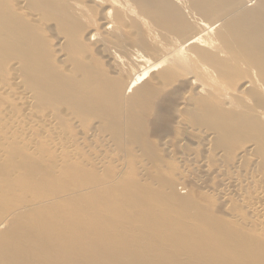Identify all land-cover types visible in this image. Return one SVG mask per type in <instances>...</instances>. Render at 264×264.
I'll return each instance as SVG.
<instances>
[{
    "label": "bare ground",
    "instance_id": "1",
    "mask_svg": "<svg viewBox=\"0 0 264 264\" xmlns=\"http://www.w3.org/2000/svg\"><path fill=\"white\" fill-rule=\"evenodd\" d=\"M249 7H247V5L239 2V0H0V56L2 57V59L4 57V60H5V58L7 59V57L9 59L10 52L15 53L17 56V58H14L13 56H11V57H13V59H10V60H13L14 62H13V64L10 65V68L12 70L10 69L8 71H14L13 69H15V68L21 70V71L19 70L21 73V76H17V74L13 73L12 78H13L14 84L16 86V91H17V92L15 91L16 98L18 100H20V102H22V104L25 105V109H24L25 112H28L31 110L30 103L33 102V105H34V103L36 105L38 102H40V100L42 102V99H43V101H44V99H46L49 103L46 100H45V102H47V104H50V107H51L49 109L51 111V112H49L50 115L47 114V115H49V117L52 114H61L62 118H60V119L61 120L63 119V121L66 120L68 124L72 123L71 121H73L72 120L73 117L75 118V120L78 119V121H77L78 123L79 122L81 123V121H80L81 117L83 118L86 116L91 118V119L94 118L95 119L94 121H97L99 119L100 121H98V122L104 123L105 126L108 125V127H109V124H111V126L113 128V132L114 131L115 132L113 133L112 128L110 129V127H109L110 136H109V134H107V135L109 136V138L111 137L110 140L112 139L111 135H113V136L118 135V137L120 136L119 139H120L121 143L119 142V139L114 138L115 139V145L118 142L120 145V144H122L121 138L123 136L120 135L121 129L119 128L120 127L119 123H121L124 119H126V117H128V113L130 115H133L135 110L137 108H140L142 106L141 104L144 103L145 101H147V98H149L148 97L149 95H152L154 97V92L151 94V91H150L151 88H154L153 87L154 85L152 86L153 83L149 84L150 81L148 80L149 81L148 82L149 89H148L147 83H146L147 87L143 83H145L147 81V80L145 81V79L147 78V76L151 75V73H150L151 71H154L157 68L159 69L158 64L162 65V63L164 64L165 62L172 63L171 64L172 67H170V65L168 66L166 63V65L168 67L165 66V69H166V72L168 69V72H167L168 74L166 72L162 73V71H161L162 75L160 77V80L161 79L164 80V82L162 81L161 84L162 83L165 84V87L167 88L165 81L169 80L171 77L170 83L167 82V84H168V87H169V84L172 86V77H173V79L177 80L176 75L181 76V73L183 71V69H182V71H179V69H181V68L176 66L175 63L180 62V64H181V63L189 61V59H190V63H192V68H193V66H195V65H193V63L196 64L194 71L197 70V72L195 74H192V76L189 77L188 82H190L192 85L194 84L196 86L198 93L201 94V97H198V98H200L202 100V104H203L204 99H205L204 101L205 102L207 101V104H208V100H210L212 97H214L212 90L215 92L217 90L216 86L218 84L216 85V83H220L222 85L221 79L223 78L222 81H224L225 73L227 72L226 66L228 65V62L226 63V61H227V59L229 60V58L225 59L224 57L229 56L230 62H234L233 64H235V65L232 64V66H231L232 69L234 67H236V65L238 63H240V65H242L243 64L242 62L245 61L244 63H246V65L248 66V67H246V70L248 68L247 73L250 72V76L247 79H245L244 77L242 79L241 78L242 76L240 77V75H242L241 72L244 69H242V67H241V69H242V71H241L240 66H239V72H238L239 78L237 76H236L237 78H235L237 80L238 79L240 80V78L242 79L243 83L240 82L242 84H241V86H239V90H233V88H232L233 91L228 90V88L231 87L232 83L229 85V83H228L229 81L227 80V76H226L224 84L226 83V85H228L229 87H226V85H225L224 89H222V91H220L221 92L220 97L216 93V95H217L216 98L217 97L219 99L222 98L223 103H225L226 108H227V106H228V108H229V106L231 107L228 109L229 112H230V110L233 109V111H231L232 114H231V112L229 114L227 112V110H224L225 107H223L224 109L223 108L221 109L222 104H223L221 102V103H219V104H221V106H220L221 111L226 112V114H229L231 116L235 113L234 112L235 107L237 108L236 110H241L242 108H244L245 103H249V102L251 103V100H253L255 97L258 99V96L256 95L259 93L258 90L263 91L262 94L264 95V0H257V4L254 8L249 9ZM182 8L186 9V11L188 10V13L190 16L189 19L192 18V20H191L192 22L189 20L187 22V20H185L187 18H186V15L183 14V12L186 13V11H183ZM95 11H97V13ZM95 15L97 18L95 17ZM187 16H188V14H187ZM93 17H95L93 25L87 29V27H89V26L86 27L85 24L89 19H93ZM84 27H85V29H84ZM43 36L48 37L49 43L47 42V40H45V39L43 40ZM95 38L97 39L95 45L99 49H101V51L105 54V57L114 65L113 66L114 68H112V70L115 69L114 71L119 74V75H117L119 77H116V78L110 77L108 75L109 73L105 69H100V67H97V66L95 67L94 64L91 66L90 65L91 62L89 63L86 59L87 57L85 58L87 52L90 53V51L85 50V48H86L85 47L86 45H84L85 39L87 41H90V40H93ZM45 42H47V43L45 44ZM48 44H49V46L46 47V45H48ZM86 44H87V42H86ZM88 45L89 44H87V46ZM89 49H90V47H89ZM94 49H95V47H94ZM85 51H86V54H85ZM102 52H101V54H102ZM153 53L155 54L154 58L157 61L155 60V61H153L154 64H151L150 59H151V56L153 55ZM88 57H89V55H88ZM96 57H99V56H96ZM102 57H103V55H102ZM8 59L5 61L7 62ZM222 59H225V62ZM108 60H107V62H108ZM240 60H243V61L240 62ZM91 61H93V60H91ZM3 62L1 61V64L3 65V68L4 67L5 68L3 69L0 66V69L5 70V72H6V70H7L6 64H3ZM155 62H157V63H155ZM103 63H104V60L102 62V65H103ZM7 64H8V62H7ZM174 65H175V67H178L176 69L179 71V72H176L177 71L176 70L175 71L176 74H174V72H172L175 70ZM238 65H237V68H238ZM185 66H186V64H185ZM243 67H245V64L243 65ZM163 68L164 67H162L161 69H163ZM169 68L171 69L172 76L169 72L170 71ZM189 68H191V67H189ZM158 69L156 71L157 73H158ZM227 69H229V67ZM191 71L194 73V71L191 69H190L189 73H192ZM229 71H230V69L228 70V73H229ZM237 71L238 70H236L235 72H237ZM0 72L2 74H4V72H2V71H0ZM184 72H185V70L183 71V73ZM159 73H160V71H159ZM165 73L169 77L167 76V78H166V76H164ZM228 73H226V74H228ZM238 73H237V75H238ZM231 74L232 75L235 74L234 69H233V71L231 70ZM243 74L248 75L245 73V71H243ZM152 75H153V72H152ZM159 76H160V74H159ZM183 76H185V75L183 74ZM156 77H157V74L154 78L155 79V81H154L155 86L157 83L159 84V81L158 82L156 81ZM162 77H164V78H162ZM149 78L151 79V77H149ZM165 78L167 80H165ZM179 79H181V78H179ZM183 79H185V78L183 77ZM152 80H153V78H152ZM230 80H232V78H230ZM243 80H245V81H243ZM23 81H24V83H26V81L27 82L29 81L30 86L29 85L26 86L28 89L26 87L24 89H23V87L22 88L20 87V82L22 83ZM181 81H180V84L182 83ZM173 82H174V80H173ZM237 82H239V81H237ZM234 83H236V80ZM21 85L24 86L23 83ZM183 85H185V84L184 83L181 84L182 92H183V90L185 91V89H183V88H187V87H183ZM187 85H189V83ZM192 85H190V87L194 88V86H192ZM233 85H232V87H233ZM236 85H238V84L236 83ZM160 86L158 89L160 90V88H162V91L160 90L159 92H163L164 88L160 87ZM176 86H178V85H176ZM179 86H178V88H179ZM181 86H180V88H181ZM29 87H31V88H29ZM219 87L222 88L221 86H219ZM219 87H218V89H220ZM8 88H9V86H8ZM175 88H177V87H175ZM178 88H177V90H178ZM0 89H2L1 85H0ZM4 89H6V87ZM4 89H2V90H4ZM13 89H15V88H13ZM25 89H27V90H25ZM158 89H156V93H157ZM2 90H0V91H2ZM192 90L193 89H191V91ZM197 91H195V92H197ZM159 92H158V94H159ZM10 93L11 92H9V94ZM156 93H155V95H156ZM177 93H178V91H177ZM187 94H188L187 97H189L191 99L190 95L192 94V92L187 93ZM159 95H158V98H159ZM202 95H204L203 96L204 98H202ZM234 95L238 98L240 95L241 103H244V104L242 105L241 103H238V105H237L236 101L234 99L235 98ZM263 95H261V96L264 98ZM194 96H195V93H194ZM261 96H260V98H261ZM4 97H5V95H4ZM156 97H157V95H156ZM156 97H155V99H157ZM183 98H185V97H183ZM232 98L235 101V104L232 103ZM263 98H262V102L264 101ZM149 99L152 102L151 98H149ZM190 99H188L189 102L186 103V105L188 104L190 106V104H192V103H190ZM197 99H195V100L198 101ZM179 100L180 99H178V100L176 99L177 102ZM185 101H186V99H185ZM196 101L193 102V105L200 103V101L199 102H196ZM214 101L211 100V103L209 102L210 105L212 106V107H210V106L209 107L212 109H213V104L215 103ZM45 102L43 103V105L45 104ZM156 102L158 103V101H156ZM217 102L215 104L219 105ZM180 103H182V102H180ZM254 103H255V108L256 109L258 108L257 111H255L256 109H254V112L252 111V109L254 108L253 107L254 105L252 106L251 111L250 110L249 111L251 113L253 112L254 115L256 114V117L258 118L259 122L256 121L258 123V125L256 126V124H255L254 127L256 126V129H257L256 133H258L260 136V139H259V137H258V139L263 141L264 140V106L263 105H262V107L257 106L256 101ZM38 104L40 105V103H38ZM146 104L148 106L149 103H145V107H147ZM159 104H163V103L161 102ZM150 105L154 106V104H151V103L149 104V106ZM203 105L207 106L206 104H203ZM216 105H215V107H216ZM232 105L235 107L233 108ZM248 105H249V107L251 106L250 104H248ZM138 106H140V107H138ZM193 107H195V109L190 110ZM197 107L195 105L194 106L191 105L190 108H187L185 106V107H183V111H184V108H187L188 110L187 109L186 110L188 112L190 110L191 114L193 111H194L193 113L196 112L195 115L201 116V118L203 117L204 120L203 119L202 120L207 124L209 123V126H211L213 130H218L220 132L219 134L223 133V135H225L224 138H226V136L229 134L233 136L234 132L242 126V124L240 123L241 121H238L239 116L237 115V113L234 114V116H232V117L223 114L224 118H220V116H218L219 114L217 116H215L217 112L216 113L214 112L215 113V115H214V113L212 112L211 109H209L210 110V113H209L208 112L209 110L207 111L205 108H203V106L201 109L200 108L197 109ZM45 108H47V107H45ZM177 108H178V106H177ZM246 108H248V107L246 106ZM246 108H244V109H246ZM32 109H33V107H32ZM148 109H149V107H148ZM179 109H180V107H179ZM196 109L197 110L200 109V112L196 111ZM214 109H216V108H214ZM248 109H246V110H247V113L249 114L250 112H248ZM141 110H143L142 107H141ZM186 110H185V112H186ZM41 111L42 110H39V112H41ZM183 111L181 112V114L179 112L178 116L181 115V117H182ZM151 112L152 111L150 110V115H151ZM188 112L186 114L189 115V117H190V113H188ZM255 112H257V113H255ZM34 113H37V111L36 112L34 111ZM67 113H69L70 115ZM187 115H184V117ZM220 115H222V114L220 113ZM241 115H243V114H241ZM251 115H253V114H251ZM66 116H71V117L73 116V117L72 118L70 117L71 120H69L68 118H66ZM196 116H194V118ZM210 117H211V122L208 119ZM218 117H219V119H218ZM226 117H228V118L226 119ZM52 118H53V116H51V119ZM58 118H59V116H58ZM82 118H81V120H82ZM192 118H193V116L191 115L190 120ZM231 118H233V120ZM249 118L246 119V120L249 119V122H250V123L248 122L249 126L246 124L247 126L245 125L244 126L245 128H250V124L253 123L255 116H254V118H252V116H249ZM257 118H255V120ZM51 119L49 118V120H50L49 126L52 130L51 132L53 134L55 133V136H56L54 138H52L53 135L51 136V142H52L53 147L54 148H60V149L61 148H68V146H69L68 143H65L63 141L65 143L64 144L59 140L60 136H57L58 135L57 130H56L57 126L55 124V126H56V128H55V126L53 124L54 122ZM145 119H146V117H145ZM180 119L183 120L184 123H186L185 122L186 120L184 118L183 119L180 118ZM244 119H245V115H244ZM34 120H35V118H34ZM44 120H46V119L44 118ZM61 120H60V123H61ZM207 120H208V122H207ZM236 120H237V122H235ZM38 121H40V120H38ZM192 121L191 122L188 121V122L193 124ZM204 122L201 121L200 124L204 123ZM25 123H26V120H25ZM92 123H93V121H92ZM197 123L194 122V124H196V125H197ZM47 124H48V121H47ZM61 124H60V126H61ZM64 124H65V122L63 123V125ZM31 125H32V123H31ZM180 125H183V124L181 123ZM90 126L91 125H89V127ZM117 126L120 130H118V128H116ZM199 126H201V125H198L197 127H199ZM251 126H252V124H251ZM63 127L64 126H61L62 130H63ZM254 127H252V128L254 129ZM207 128L208 127L206 126V129H204V131L206 130V132H207ZM252 128H251V130H252ZM200 129H201V127H200ZM200 129H197V132ZM242 129L243 128H241V130ZM256 129H254V131ZM96 130L97 131L99 130L98 125H97ZM184 130L186 132V128H184ZM100 131L102 132V128H100L99 132ZM187 131H188V128H187ZM190 131H191V129H190ZM194 131L196 132V130H193L192 133ZM210 131H211V134H213L212 132H215L212 130H210ZM210 131H208V132H210ZM177 132H178V130H177ZM248 132H249V129H248ZM38 133H39V131H38ZM241 133L243 134L242 131H241ZM87 134H89V133L87 132ZM219 134L215 132V134L213 136H217V139H218V137L221 138V135H219ZM250 134H251V132H250ZM27 135H29V134H27ZM32 135H30L29 138H31ZM104 135H105V133H104ZM104 135L103 136L101 135V136L104 137ZM123 135H125V134H123ZM128 136H129V133H128ZM202 136H204V135L202 134ZM232 136H230V137H232ZM96 137H98V136L96 135ZM55 138H56V140H55ZM109 138H108V140H109ZM125 138H126V136H125ZM224 138H222V139L224 140ZM256 138H257V136H256ZM10 139H11V137H10ZM33 139L35 140V138H33ZM57 139H58V141H57ZM90 139H91V137H90ZM123 139H124V137H123ZM131 139H134V138H131ZM178 139H180V138H178ZM214 139H215V137H214ZM247 139H248V137H247ZM97 140L98 139H96V141ZM116 140L118 141L117 143H116ZM124 140H126V139H124ZM129 140H130V138H129ZM249 140L252 141L251 138ZM17 141H19V140H17ZM55 141H57V143ZM226 141H227V143L229 141H231V143H232V140H230V139H229V141H228V139H226ZM47 142H49L48 139H47ZM112 142L114 145L113 139H112ZM21 143L22 142H20V145H21ZM136 143H131V144L133 145ZM217 143H219V142H217ZM243 143L246 144V141L245 142L243 141ZM27 144H29V143H27ZM66 144H67V146H65ZM233 144L235 147L236 143H233ZM242 144H240V145H242ZM103 145H104V143H103ZM255 145H256V143H255ZM255 145L253 147H255ZM258 145L260 147L261 143L260 144L258 143ZM72 146H74V145H72ZM185 146H187L186 143H185ZM249 146H252V145H249ZM23 147L28 148L25 146H23ZM108 147H109V145H108ZM245 147H247V146H245ZM253 147H250V148H252V151H253ZM32 148H33V146H32ZM262 148H263V146H262ZM60 149H59V151H60ZM244 150L245 149L241 150L242 153ZM257 150H259V148H257ZM31 151H32V149H31ZM256 151H255V153H256ZM215 153H217V151ZM228 153H229V151H228ZM248 153H249V151H248ZM207 155H208V153H207ZM252 155H254V152H252ZM232 156H233V154H232ZM247 156L248 155H246V157ZM256 156H258V154ZM262 156L260 155V157H262ZM122 157L124 158V156H122ZM69 158H71V156ZM179 158H180V156H179ZM211 158H213V157L211 156ZM240 159H241V156H240ZM242 159H243V157H242ZM130 160H131V157H130ZM196 160H197V158H196ZM257 160H259V159H257ZM148 162H149V160H148ZM151 162L153 163V161H151ZM251 162H252V160H251ZM240 163H241V161H240ZM240 163H239V165H240ZM18 164H19V162H18ZM243 164H245V163H243ZM249 164H251V163H249ZM227 168H228V166H227ZM14 169H16V167ZM28 169H30V170H26V169L22 170V174L17 172L16 175L21 176V178H24V177L29 178L30 180H31V178L35 179V180L29 181V182L27 181L28 183L37 184V185L42 184L41 180L39 179V177L41 176L40 173L35 171L32 167H29ZM244 169H245V167H244ZM121 170H122V168H121ZM233 170H235V169H233ZM74 171H75V168H74ZM162 171H164V170H162ZM111 172H112V170H111ZM259 173H261V175H259V174L254 175L255 179L258 178V180L256 179L257 182L261 181L260 179L262 178V172L260 171ZM120 174H121V172H120ZM157 174H158V172H157ZM229 174H230V172H229ZM28 175H31L32 177H29ZM65 175H67V173ZM167 175H168V173H167ZM243 175H244V173H243ZM0 176H1V174H0ZM69 177L67 179H69V181H70ZM227 177L228 176H225V179H227ZM230 177H231V175H230ZM26 178H25V180H26ZM36 178H38L40 181L38 179L36 180ZM93 178H94V176L92 177V180L95 181V179H93ZM155 178L156 177L154 175V177L152 179H155ZM59 179H61V178H59ZM158 179H159V177H158ZM165 180L162 179V182L164 181V184H165ZM170 180H172V179H170ZM228 180H229V178H228ZM239 180H240V178H239ZM49 181H51V180H49ZM62 181H63V183L67 182V181L64 182V180H62ZM86 181H82L83 183L81 182L83 184V186H84V182H86ZM128 182H129V180H128ZM229 182L230 181H228L227 183H229ZM43 183H44V180H43ZM69 183H71V182H69ZM171 183L172 182H170V184ZM241 183H240V185H241ZM48 184H50V183H48ZM53 184H54V182H53ZM160 184L161 183L159 182V186H160ZM164 184H161V187L165 186V188H166L167 184L166 185H164ZM223 184L224 183L222 182V185ZM233 184H234V182H233ZM258 184L256 183V186H258ZM261 184H264V182L263 183L261 182ZM123 185L126 186V184H123ZM174 185L176 186V183ZM180 185L183 186V182ZM212 185H213V183H212ZM231 185H232V183H231ZM119 186H120V184H119ZM124 186L122 188H120L121 186L120 187L115 186V188L113 187L112 189L110 188V190L108 189L109 193H111L112 191L114 192V196H113V194L111 196L116 197L117 202L120 206L124 202V204L121 206L122 209H117L116 213L118 215V212L122 213V211H123V214H124L127 212L128 209H130L131 214H129V212L124 214L122 216V221H121L122 223L121 224H124L126 226H127V224H129L128 226L132 227V229L134 228V230H136L135 226L137 224H139L140 229H141V231L139 233L143 232L144 230L155 232V234L152 235L154 237V240L151 242V245H150V249L152 251L163 252V250L166 247L177 246V249L179 250L180 253H185L188 249V246L192 245V246H195L196 251H198V255H199L200 259L201 260H207V262L204 264H264V242L260 241V239L257 240V237L255 239L251 236H246L247 232L243 233V230H242V228H244V227L240 226V224H236L238 222L239 217L241 219H243L244 213L242 215L243 217L238 215V213H235L238 215V219L235 220L237 222L234 221L235 224H233V223L228 222V220H225V218L223 219V217L215 218V217H213L214 215L211 216L209 214H203L202 213L203 210H201V208L199 209L200 202L198 204V201H195L197 198H195V200H193V201H191L190 199H183L182 197H180L181 195L179 196L176 194L175 190H174L175 194H173L174 193L173 191L168 192L169 190L167 191V194H164L165 192L163 193V191L160 194L156 188V190H155L156 198L154 196V199H153V201L155 200L156 204L154 205L152 200L150 201V199L147 197L145 198L146 201H142L143 199H139V198L135 199L134 198V196H135L134 194H137V193H134V191L139 190L138 193H140L141 192L140 189L135 188V190H133L134 189L133 188L132 190H130V189H126L127 186L125 189H123ZM171 186H172V184L168 185V188L170 190L173 188V186L172 187ZM198 186L200 187L199 182H198ZM253 186H255L254 182H253ZM256 186H255L256 189L252 193V196H250V197L248 196L249 199H248V197H246L247 200H244V203L247 205V208L251 211L252 216L254 217V221H253V225H252V223H251L252 220H250V214L248 212H247V214H245L246 216L249 215V221H250V224L254 227L252 229V231L255 233V235H257L256 233L259 231L264 232V186H259V187H256ZM84 187H86V183H85ZM202 187L203 186H201V188ZM146 189H148V193L150 194L149 188H146ZM146 189L144 191L145 193H146ZM241 189H242V187H241ZM70 190H71L70 195L68 196L67 192H66V195H67V196L65 195L66 197H70L71 194L77 193L75 196L73 194V198L77 202L79 199H81V200L79 201L80 203H77L75 200L72 201V202H75L74 205L67 207V208H64L63 214L68 215L72 212H76V213L81 212L84 209L83 205L87 202L94 207L95 211H97V193L99 195V198L102 199L101 193H99L98 191L96 192V190H93L92 191L93 194L91 193L92 194L91 196H89V197L86 196V198H84L83 195H86V194L84 193L82 195L81 193H79L80 189L78 187H75V188L72 187V188H70ZM97 190H98V188H97ZM125 190L131 192L130 195L127 194L128 192ZM150 190L152 191V197H153V191L154 190H152L151 188H150ZM183 191H185V190H183ZM230 191H232V190L230 189ZM239 191H240V189H239ZM69 192L70 191H68V193ZM218 192H220V190ZM223 192H221V193H223ZM109 193H106V195L108 196ZM142 193H143V191H142ZM157 193H158V195H157ZM214 193H215V191H214ZM225 193H227V192H225ZM79 194H81V196ZM149 194H148V196L150 197ZM178 194H179V192H178ZM205 194H206V192H205ZM248 194H249V192H248ZM127 195H129V196H127ZM79 196L81 198H79ZM107 196H106V198H107ZM111 196L109 195L108 197H111ZM118 196H119V199H118ZM227 196L229 197L230 195L227 194ZM243 196L244 195H242V197ZM225 198L227 199V197H225ZM111 199L112 198H110V200ZM113 199H115V198H113ZM103 200H106V199L103 198ZM205 200L206 199L204 198V201ZM236 200H238V199H236ZM242 200H243V198H242ZM44 201L42 202L43 204H48V202H46V200H44ZM201 201H202V195H201ZM224 202H225V200H224ZM235 202H237V204H238L241 201H235ZM234 204H236V203H234ZM33 207L32 206L30 207L29 205H27V207L22 206L23 209L26 208L28 210L33 209ZM228 208H229V206L226 209H228ZM232 208H235V206H232ZM219 209H220V207L217 210L218 214H220ZM248 209H246V210H248ZM232 211L233 210L230 207L229 208V214H231L230 212H232ZM135 212H137V213H135ZM222 213H224V211H222ZM222 213H221V215H222ZM226 213H227V210H226ZM233 214H232V216H233ZM126 215H127V217H126ZM223 216H225V213L223 214ZM236 216H234L235 219H236ZM125 217H126V219L130 218L128 223H125V221H126ZM7 218H8V216H7ZM244 219L247 222V218L244 217ZM244 219L242 222H244ZM139 220H140V222H139ZM50 222H51L50 219L49 220L48 219L42 220V223H45L47 225H49ZM246 222H245V224H247ZM2 224L3 223H1V225ZM241 225H244V224H241ZM252 226H250V227H252ZM255 235H254V237H255ZM100 241H96V242L98 243ZM25 243L27 244L28 242H25ZM80 253H81V244H79V247L77 249L70 248L69 260L71 261V264H75V260L73 258L78 257L80 255ZM193 253H194V251L191 254H193ZM102 256L104 258H106L107 260H109V262L112 264H135V261H133V260L131 261L128 258L124 259V260H117V259H115V254H113V253H111L112 258H108L104 254ZM17 259L20 260L19 258H17ZM17 259L16 260L14 259L15 262L14 261H12V262H14V264L20 262V261L17 262ZM41 260H43L42 257H41ZM167 264H181V263H179L177 261H169Z\"/></svg>",
    "mask_w": 264,
    "mask_h": 264
},
{
    "label": "rangeland",
    "instance_id": "2",
    "mask_svg": "<svg viewBox=\"0 0 264 264\" xmlns=\"http://www.w3.org/2000/svg\"><path fill=\"white\" fill-rule=\"evenodd\" d=\"M239 2L247 5V7L250 6L249 9L254 8L257 4V0H239ZM183 11H186V9H183ZM95 12L97 13V11H95ZM183 14L186 15L187 19H185V20H187V22H188V20L189 21L192 20V18L189 19L190 16H189L188 10L186 11V13L183 12ZM187 14H188V16H187ZM96 15H95V17H96ZM95 17H93V19H89L86 22V24H85L86 27L89 26V27H87V29L93 25ZM84 29H85V27H84ZM44 39L47 40V42L49 43L47 36H43V40ZM96 40H97L96 38L93 40H90V41H87L85 39L84 45H86L85 47L87 48V49L85 48V50L90 51V53L87 52V54L85 51V54H86L85 58L87 57L86 58L87 61L89 63L91 62V64H90L91 66L94 64L95 67L97 66V67H100V69H105L109 73L108 75L110 77H112V78L119 77V76H117L119 74L114 71L115 69L112 70V68H114L113 67L114 65L105 57V54L101 51V49H99L95 45ZM47 42H45V44ZM86 42H87V44H89L88 46H87ZM48 46H49V44L46 45V47H48ZM89 47H90V49H89ZM94 47H95V49H94ZM101 52H102V54H101ZM88 55H89V57H88ZM102 55H103V57H102ZM154 55L155 54L153 53V55L151 56V59H150L151 64H154L153 61L156 60L154 58L155 57ZM11 56H13L14 58H17L15 53L10 52L9 59L7 57L8 64L5 61L7 59L5 58V60H4V57L2 59V57L0 56L1 68H3L1 61L2 62L4 61L5 63L3 62V64H6V69H7L6 72H5V70L0 69V71L4 72V74H2L0 72V85L2 86V89H4L6 87V89H4V90L0 89V90H2V91H0V174H1V176H0V225H1V223H3L0 226V264H14V262L17 258L20 259V260L17 259V262L20 261V262H18L19 264H71V261L69 260L70 248L77 249L79 247V244H81V253L78 257L73 258L75 260V264H112L109 262V260H107L106 258H104L102 256L104 254L108 258H112L111 253L115 254V259H117V260H124V259L128 258L131 261L132 260L135 261V264H167L169 261H177L181 264H204L207 262V260H201L200 259L199 255H198V251H196L195 246H192V245L188 246V249L185 253H180L179 250L177 249V246L166 247L163 250V252L152 251L150 249V245H151V242L154 240V237L152 235H154L155 232L144 230L143 232L139 233L141 231L139 224L136 223L137 225L135 226V229L137 231L134 230V228L132 229V227L128 226L129 224H127V226L124 224H121L122 223L121 222L122 216L124 214H126L127 212H129V214H131L130 209H128L127 212L124 214H123V211H122V213L118 212V215H117L116 210L122 209L121 206L124 204V202L120 206L117 202L116 197H113L114 192L112 191L111 193H109L108 189L110 190V188L111 189L113 187L115 188V186H118V187L121 186L120 188H122L124 186L123 184H126V186H127V188H126V186H124L123 189L126 188V189L132 190L134 188L133 190H135V188H137V189L141 190L140 193H138L139 190L134 191V193H137V194H134L135 199L139 198V199H143L142 201H146L145 198L147 197L150 199V201L152 200L154 205L156 204L155 200L153 201L156 188L160 194L162 193V191H163V193L165 192L164 194H167L168 190H169L168 192H170V191L174 192V190H175L176 194L179 196L181 195L180 197H182L183 199H190L191 201H193V200H195V198H197L195 201H198V204L200 202L199 209L201 208V210H203V212H202L203 214H209L211 216L214 215L213 217H215V218L223 217V219L225 218V220H228V222L233 223V224H235V222H237L235 220L238 219V215L242 216L244 213V217L247 218V222L245 221L244 217L242 216L244 219V222H242L243 219H241L239 217L238 222L236 224H240V226L244 227V228H242V227L241 228L243 230V233L247 232L246 236H251L255 239L257 237V240L260 239V241L264 242V232L263 231L262 232L256 231L257 232L256 234L258 236L255 235V233L252 231V229L254 228L252 226L253 221H254V217L252 216L251 211L247 208V205L244 203V200H247L246 197L252 196V193L256 189L255 188L256 183L257 184L259 183L258 186H256V187L264 186V184H261V182L262 183L264 182V178H263L264 177V157H263L264 156V154H263L264 153V150H263L264 149V144H263L264 140L263 141L259 140L260 136L258 133H256V131H257L256 126L258 125V123L256 121H258V118L256 117V114L254 115V113H253L254 109H256L255 103H254L255 101H256L257 106H259V107H262V105L264 106V103H263L264 101L262 102L263 97L261 96V95H263L262 94L263 91L258 90L259 93L256 94L258 96V99L255 97L254 98L255 100L254 99L251 100L252 104L250 102L245 103L244 108H246V106H247L249 108V109L246 108V109H248V112L251 111L252 106L254 105L253 106L254 108L252 109V111H253L252 113L250 112L248 114L247 110L244 108H242L241 110H236L237 108L232 105L233 108L235 107L234 108L235 113L234 112L233 113L234 114L237 113V115L239 116L238 121H241L240 123L242 124V126L234 132L235 136L234 135L232 136L229 134L233 138L230 137L229 135H227L226 138H224L225 135H223V133L219 134L220 132L218 130H213L212 127L209 126V123L207 124L203 121L204 120L203 117L201 118V116H196L195 115L196 112L193 113L194 111L191 114L190 110L195 109V107L191 108L189 110V112L187 111L188 110L187 108H190L191 105L192 106L195 105L196 107L198 106L197 109L198 108L201 109L203 106V108H205L207 111L209 109H211L213 113L217 112L216 115H215V113H214V115L217 116L219 114L218 116H220V118H224L223 114L230 116V117L234 116V114L232 116L229 115L230 112L233 111V109L230 110V112H229L228 109L231 107L229 106V108H228V106L226 105L227 106V108H226L225 103H223L222 98L219 99L218 97L216 98V96L219 95V97H220V94H221L220 91H222V89H224V87L226 85V83L224 84L226 76H227V80L229 81L228 82L229 85L232 83L231 87L228 88V90H230V91L239 90V86H241V84L243 83L242 82L243 77L245 79H247L250 76V72L247 73L248 68L246 70V67H248V66L246 65V63H244L245 61L240 60V62L243 61L242 65H240V63H238L239 65L236 63L238 65V68H237V65H236V67L233 68L235 74L232 75L231 70L233 71V69L231 66L234 62H230L229 56L224 57L225 59L229 58V60L227 59V61H226V63L228 62V65L226 66L227 72L226 71L225 72L228 73L229 69H230V71L228 74H226L224 72L225 78H224V81H222L223 78L221 79L222 85L220 83H216V85L218 84L217 85L218 87L221 86L222 88L219 87L220 89H218V87L216 86V89L219 92L217 90H216V92L212 90L213 96L215 98L210 97L211 99L208 100L209 105L207 104V101L206 102L204 101L205 99L203 100V104H206L208 107L203 105L202 100L200 98H198V97H201V94L198 93L196 86L194 84L192 85L190 82H188L189 77L192 76V74H195L197 72V70L194 71L196 64L193 63V65H195V66H193V68H192V63H190V59H189V61L181 63V64H180V62L179 63L176 62L175 65L181 68V69H179V71H182V69H183V71L185 70V72L187 71L188 73L187 72L183 73V71H182V73L185 76H183L182 73H181V76L176 75L177 80L173 79V77H172V86L169 84V87H168L167 82L170 83L171 77L169 80L166 79L168 76L167 75L168 69L166 72L165 66L168 67L170 65V67H172V65H171L172 63L165 62L164 64L162 63V65L158 64V66H159V69L157 68L158 73L156 72L157 69L154 71H151L150 72L151 75L147 76V78L145 79V81L146 80L147 81L146 82L144 81L145 83H143L145 85L147 83L148 89H149V84L153 83L152 86L154 85L153 86L154 88L150 87L151 88L150 91H151V94L154 92V97L152 95L148 96L149 98H151L153 103L150 101L149 98H147V101L142 103L141 104L142 106L140 105L143 110H141V107L138 106L140 108H137L136 109L137 111L135 110L133 115H130L128 113V117H126V119L123 120L124 122L122 121L121 123H119V126H120L119 128L121 129L120 135H122L124 137V139H126V140H124L122 137L121 138L122 144L119 145V142L121 143V141L119 139L120 136L118 137V135H115V136L111 135L112 139L114 140V145H113L112 139L110 140L111 137L109 138V136H110L109 127H110V129L112 128L111 124H109V127H108V125L105 126L104 123L98 122V121H100L99 119L97 121H94L95 120L94 118L91 119L87 116H86L87 118L83 117L84 119L81 117L82 118V120L80 118L81 123L80 122L78 123L77 122L78 119L75 120V118L73 116L72 117L74 119L71 116H66V118H68L69 120H71V118L73 120V121H71L72 123H70L71 124L70 125L67 123L66 120L63 121V119L62 120L60 119V118H62L61 114H52V113H51L52 114L51 116H53V118L51 119V116L49 117V115H50L49 112H51L49 109L51 107H50V104H47L48 101L46 99H44V101L42 99V102H41V100H40V102H38V103H40L41 106L38 103H37L38 105L37 104L35 105V103L33 105V102L31 101L32 102V103H30L31 110L28 112H25V110H24L25 105L22 104V102H20V100H18L16 98V94H15L16 86H15L13 78H12L13 73L17 74V76H21V73H20L21 70L15 68V69H13L14 71H8L11 69L10 65L13 64V62H14L13 60H10V59H13V57H11ZM96 56H99V57H96ZM225 59H222V60H224V62H225ZM91 60H93V61H91ZM103 60H104V63L102 65ZM107 60H108V62H107ZM155 63H157V62H155ZM166 63L168 66L166 65ZM185 64H186V66H185ZM244 64H245V67H243ZM175 65H174L175 70L172 71V72H174V74H176V72H179L176 69L178 67H175ZM233 65H235V64H233ZM239 66H240V70L242 71V69H244L243 71H245V73L248 75H244L243 71L242 72L240 71L242 73V75H240V77L242 76L241 77L242 79L240 78V80L239 79L237 80L235 78H237V77L239 78V73H238L239 72ZM162 67H164V68L161 69ZM189 67H191V68H189ZM228 67H229V69H227ZM241 67H242V69H241ZM190 69L193 70L194 73L192 71H191L192 73H189ZM236 70H238V71L235 72ZM159 71H160V73H159ZM161 71H162V73H164V72L167 73V74L166 73L164 74V76H166L165 80H167V81H165L167 88L165 87V84H163V83L161 84L162 81L164 82L163 79L160 80V77L162 75ZM152 72H153V75H152ZM169 72L171 74V69ZM237 73H238V75H237ZM156 74H157L156 81L157 82L159 81V84L156 82L157 84L155 86V84H154L155 79L154 78H155ZM159 74H160V76H159ZM171 76H172V74H171ZM149 77H151V79ZM183 77L185 79H183ZM152 78H153V80H152ZM162 78H164V77H162ZM179 78H181V79H179ZM230 78H232V80H230ZM173 80H174V82H173ZM235 80H236V83L238 85H236V83H234ZM180 81L182 82L181 84H183V83L185 84V85H183V87H187V88H183V89H185V91L183 90V92L181 90L182 86L180 84ZM237 81H239V82H237ZM243 81H245V80H243ZM148 82H149V84H148ZM240 82H242V83H240ZM22 83L24 84V86L21 85ZM22 83L20 82V87L21 88L23 87V89L27 85L30 86L29 81L28 82L26 81V83H24V81H23ZM188 83H189V85H187ZM147 85H146V87H147ZM176 85H178V86L180 85L181 88H180V86L178 88V86H176ZM190 85L194 86V88H191ZM232 85H233V87H232ZM8 86H9V88H8ZM159 86L164 88L163 92H159L160 90L162 91V88H160V90L158 89ZM12 87L15 89H13ZM175 87H177L178 90ZM226 87H229V86L226 85ZM29 88H31V87H29ZM155 88L158 89L157 93H156ZM232 88H233V90H232ZM27 89H25V90H27ZM191 89H193V90L191 91ZM177 91L179 94L181 93L180 95L182 97L177 93ZM195 91H197V92H195ZM9 92H11V93L9 94ZM158 92L160 95L158 94ZM191 92H192V94L191 95L189 94L191 96V99H190L189 97H187V95H188L187 93H191ZM155 93H156L157 97H156ZM194 93H195V96L197 95L196 97L194 96ZM216 93H217V95H216ZM4 95H5V97H4ZM158 95H159V98H158ZM259 95L261 96V98ZM203 96L204 95H202V98H204ZM155 97L157 99H155ZM183 97H185V98H183ZM234 97L233 98L235 99L237 105H238V103H241L240 95H239V98L236 97L235 95H234ZM233 98H232V103L235 104V101L233 100ZM176 99L177 100L180 99V100L177 102ZM185 99H186V101H185ZM188 99H190V103H192V104L189 103L190 106L188 104L186 105V103L189 102ZM195 99H197L198 101H196ZM45 100L47 102H45ZM193 100L196 102L200 101V103L193 105V102H194ZM211 100H213V101L215 100L214 101L215 103L218 101L217 102L218 104L222 102L223 104H222L221 109L223 107H225V109L224 108L223 109L227 110V112L229 114H226V112L221 111V109H220L221 104L216 105L213 102L214 103L213 109L210 108V107H212L210 105ZM156 101H158V103ZM44 102H45V104L43 105ZM161 102L163 104H159ZM180 102H182V103H180ZM145 103H149V104L151 103V104H154V106L153 105L149 106V104L147 106V104H146L147 107H145ZM241 104L243 105L244 103H241ZM248 104L251 105L250 106L251 108L249 107ZM184 105L187 108H184V111H183V107H185ZM215 105H216V107H215ZM177 106H178V108H177ZM32 107H33V109H32ZM45 107H47V108H45ZM148 107H149V109H148ZM179 107H180V109H179ZM214 108H216V109H214ZM197 109H196V111L200 112V109L199 110H197ZM257 109L255 111H257ZM39 110H42V111L39 112ZM150 110L152 111L151 115H150ZM185 110H186V112H185ZM34 111L35 112L37 111V113H34ZM182 111H183L182 117H181V115L178 116L179 112L181 114ZM187 112L190 113V117H189V115L186 114ZM208 112L210 113V110ZM220 113L223 116L220 115ZM255 113H257V112H255ZM47 114H49V115H47ZM67 114H69V113H67ZM231 114H232V112H231ZM241 114H243V115H241ZM251 114H253V115H251ZM184 115H187V116H185L186 118L184 117ZM191 115L193 116V118L190 120ZM244 115H245V119H244ZM248 115L252 116V118H254V116H255V118H257V119L255 120V118H254L253 123H251L252 126L250 124V128H245L244 126L246 124L249 126V123H250L249 122L250 118ZM58 116H59V118H58ZM194 116H196V117L194 118ZM145 117H146V119H145ZM246 117L249 119L246 120L247 119ZM34 118L36 121L34 120ZM44 118L48 121V124H47V121L44 120ZM49 118L54 122L53 123L54 126H55V124L57 126V128H56V126H55V128H56L57 133H58L57 136H60L59 140L62 143H64V142L68 143V145H69L68 148H61L60 149V148H54L53 147L52 142H51V136L53 135L52 138H54L56 136H55V133L53 134L51 132L52 130L49 126V121H50ZM180 118H182V119L184 118L186 120V121L184 120L186 123H184L183 120H181ZM227 118L228 117H226V119ZM208 119L211 122V117ZM218 119H219V117H218ZM231 119L233 120V118H231ZM25 120H26V123H25ZM38 120H40V121H38ZM60 120H61L62 124L60 123ZM92 121H93V123H92ZM188 121H190V122L192 121L193 124H194V122L195 123L198 122V123H197V125L196 124L193 125L192 123H190ZM201 121L204 123L200 124ZM64 122H65V124L63 125ZM207 122H208V120H207ZM235 122H237V120ZM31 123H32V125H31ZM181 123L183 125H180ZM60 124H61V126H64L63 127L64 131L61 129ZM255 124H256V126L254 127ZM89 125H91V126L89 127ZM97 125L99 126V130H100V128H102V132L101 131L99 132V130L98 131L96 130ZM198 125H201V126L197 127ZM205 125L208 127L207 132H206V130L204 131V129H206ZM200 127H201V129H200ZM252 127H254V129H256V130L254 131V129ZM116 128H118V126ZM119 128H118V130H120ZM184 128H186V132H185ZM187 128H188V131H187ZM241 128H243V129L241 130ZM251 128H252V130H251ZM190 129H191V131H190ZM197 129H200V130H198V132H197ZM248 129H249V132H248ZM177 130H178V132H177ZM193 130H196L197 133L195 131L192 133ZM210 130L215 131L216 133L221 135V138L218 137V139H217V136H213L215 134V132H212L213 134H211ZM38 131H39V133H38ZM208 131H210V132H208ZM241 131L243 132V134L241 133ZM87 132L89 134H87ZM103 132L105 133L106 136L104 135ZM112 132H113V128H112ZM250 132L252 135L250 134ZM128 133H129V136H128ZM27 134H29V135H27ZM107 134H109V136ZM123 134H125V135H123ZM202 134L204 136H202ZM30 135H32V137H31L32 139L29 138ZM96 135L98 137H96ZM101 135L102 136L104 135V137H102ZM125 136H126V138H125ZM256 136H257V138H256ZM10 137H11V139H10ZM90 137H91V139H90ZM107 137L109 138V140ZM214 137H215V139H214ZM247 137H248V139H247ZM258 137H259V139H258ZM33 138H35V140ZM114 138L119 139V142L116 140V143L118 142L116 145H115V139ZM129 138H130V140H129ZM131 138H134V139H131ZM178 138H180V139H178ZM222 138H224V140ZM250 138L252 139V141L249 140ZM47 139L49 142H47ZM96 139H98V140L96 141ZM226 139H228V141H229V139L232 140V143H231V141H229L227 143ZM17 140L22 142L21 145H20V142ZM55 140H56V138H55ZM57 141H58V139H57ZM57 141H55V142L57 143ZM243 141L244 142L246 141L247 145L244 144ZM130 142L131 143L137 142L138 144L136 143V144L132 145ZM217 142H219V143H217ZM252 142L253 143L255 142L256 145H255V143L253 144ZM27 143H29V144H27ZM103 143H104V145H103ZM185 143L188 147L185 146ZM233 143H236L235 147H234ZM258 143L259 144L261 143L260 147H259ZM240 144H242V145H240ZM72 145H74V146H72ZM108 145H109V147H108ZM249 145H252V146H249ZM254 145H255V147H253ZM23 146L28 147V148H24ZM32 146H33V148H32ZM65 146H67V144ZM245 146H247V147H245ZM262 146H263V148H262ZM250 147H253V151H252V148H250ZM256 147L259 148V150H257ZM31 149H32V151H31ZM59 149H60V151H59ZM243 149H245L243 151L244 154L241 151ZM254 150L255 151L257 150L256 153ZM216 151H217V153H215ZM228 151H229V153H228ZM248 151H249V153H248ZM252 152H254V155L258 154V156L252 155ZM207 153H208V155H207ZM232 154H233V156H232ZM121 155L124 156V158ZM246 155H248V156L246 157ZM260 155L261 156L263 155V156L260 157ZM70 156H71V158H69ZM179 156H180V158H179ZM211 156L213 158H211ZM240 156H241V159H240ZM130 157H131V160H130ZM242 157H243V159H242ZM196 158H197V160H196ZM257 159H259V160H257ZM148 160H149V162H148ZM251 160H252V162H251ZM151 161H153V163ZM240 161H241V163H240ZM18 162H19V164H18ZM239 163H240V165H239ZM243 163H245V164H243ZM249 163H251V164H249ZM227 166H228V168H227ZM15 167H16V169H14ZM29 167H32L35 171L40 173L41 176L39 177V179L41 180L42 184L37 185V184L28 183L29 181H32L35 179L31 178V180H30L29 178H26V177L21 178V176L16 175L17 172L22 174V170H25V169L30 170V169H28ZM73 167L75 168V171H74ZM244 167H245V169H244ZM121 168H122V170H121ZM233 169H235V170H233ZM111 170H112V172H111ZM162 170H164V171H162ZM260 171L262 172V178L260 179L261 181L257 182L256 179L258 180V178L255 179L254 175H257V174L261 175V173H259ZM120 172H121V174H120ZM157 172H158V174H157ZM229 172H230V174H229ZM66 173L68 176L65 175ZM167 173H168V175H167ZM243 173H244V175H243ZM154 175L156 178L152 179L154 177ZM230 175H231V177H230ZM28 176L32 177L31 175H28ZM93 176H94L93 179H95V181L92 180ZM225 176H228L227 179H225ZM68 177L70 178V181H69V179H67ZM158 177H159V179H158ZM25 178H26V180H25ZM59 178H61V179H59ZM228 178H229V180H228ZM239 178H240V180H239ZM37 179L38 178H36V180ZM162 179L163 180L166 179L165 184H164V181L162 182ZM170 179H172V180H170ZM43 180H44V183H43ZM49 180H51L52 182ZM62 180H64V182H66V181L67 182L63 183ZM128 180H129V182H128ZM82 181H86V182H84V186L86 183L87 188L83 186ZM228 181H230V182L227 183ZM232 181L234 182V184ZM53 182H54V184H53ZM69 182H71V183H69ZM159 182L161 184H164V185L167 184L166 188H165V186L161 187V184L159 186ZM170 182H172L171 184L173 186V188L171 190L168 188V185H171ZM174 182L176 183V186L174 185L175 184ZM182 182H183V186L180 185ZM198 182L200 184V187L198 186ZM222 182L224 183L223 185H222ZM239 182L241 183V185ZM253 182H254L255 186H253ZM48 183H50V184H48ZM212 183H213V185H212ZM231 183H232V185H231ZM119 184H120V186H119ZM201 186H203V187L201 188ZM240 186L242 187V189ZM72 187H74V188L78 187L80 189L79 193H81L82 195L85 193L86 195H83L84 198H86V196L87 197L91 196L93 194L92 193L93 190H96V192L98 191L99 193H101L102 199L99 198V195L97 193V211H95L94 207L87 202L83 205L84 206L83 211L78 212V213L72 212L68 215L63 214L64 208L73 206L75 203V202H72L75 200L73 198V194L75 196L77 193H73V194H71L70 197H66L67 195L68 196L70 195L71 190H72V189L70 190V188H72ZM97 188H98V190H97ZM146 188H149L150 194L148 193V189H146ZM150 188L152 190H154L153 191V197H152V191L150 190ZM238 188L240 189V191ZM145 189H146V193L144 192ZM230 189L232 191H230ZM67 190L70 192L68 193ZM183 190H185V191H183ZM219 190H220V192H218ZM125 191H127V190H125ZM142 191H143V193H142ZM214 191H215V193H214ZM66 192H67V195H66ZM127 192H128L127 194L130 195L131 192H129V191H127ZM175 192L173 194H175ZM178 192H179V194H178ZM205 192H206V194H205ZM221 192H223V193H221ZM225 192H227V193H225ZM248 192H249V194H248ZM106 193H109L108 196L109 195L111 196L112 194H113V196L108 197L106 195ZM81 194H79V195L81 196ZM148 194L150 195V197L148 196ZM227 194L230 196L228 197ZM129 195H127V196H129ZM157 195H158V193H157ZM201 195H202V201L203 202L201 201ZM242 195H244V196L242 197ZM80 196H79V198H81ZM106 196H107V198H106ZM203 197L206 199L205 201H204ZM225 197H227V199ZM249 197H248V199H249ZM103 198L106 200H103ZM110 198H112V199L110 200ZM113 198H115V199H113ZM155 198H156V196H155ZM242 198H243V200H242ZM118 199H119V196H118ZM236 199H238V200H236ZM44 200H46V202H48V204H43L42 202ZM80 200L81 199H79L78 202L76 200L75 201L77 203H80L79 202ZM224 200H225V202H224ZM234 200L235 201H241V202L243 201V202L242 203L240 202L237 204V202H235ZM234 203H236V204H234ZM27 205H29L30 207L31 206L32 207L34 206V207L31 210H28L26 208H24V209L22 208V206L27 207ZM228 206H229V208L231 207V209L234 211V212L233 211L230 212L231 214H229V208L226 209ZM232 206H235V208H232ZM219 207H220V209H219L220 214H218V211H217ZM225 209L227 210V213H226ZM246 209H248V210H246ZM222 211H224L225 216H223L224 213H222ZM247 212L250 214V220H252L251 221L252 225L250 224V221H249V215H247V216L245 215V214H247ZM135 213H137V212H135ZM221 213H222V215H221ZM235 213H238V215ZM232 214H233V216H232ZM7 216H8V218H7ZM234 216H236V219L234 218ZM126 217H127V215H126ZM126 217H125V219H126ZM43 219H45V220L50 219V221H51L50 224L47 225L45 223H42ZM129 219L127 218L125 223H128ZM139 222H140V220H139ZM245 222L247 224H245ZM241 224H244V225H241ZM250 226H252V227H250ZM254 235H255V237H254ZM96 241H100V242L97 243ZM25 242H28V243L26 244ZM193 251H194V253L191 254ZM41 257L43 260H41ZM12 261H14V262H12ZM18 263H16V264H18Z\"/></svg>",
    "mask_w": 264,
    "mask_h": 264
}]
</instances>
